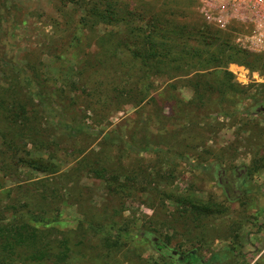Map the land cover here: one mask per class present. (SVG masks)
Listing matches in <instances>:
<instances>
[{"label": "rangeland", "instance_id": "obj_1", "mask_svg": "<svg viewBox=\"0 0 264 264\" xmlns=\"http://www.w3.org/2000/svg\"><path fill=\"white\" fill-rule=\"evenodd\" d=\"M196 2L0 0V231L32 239L0 264H264V52H225ZM162 17L183 118L140 62ZM189 50L211 61L183 75Z\"/></svg>", "mask_w": 264, "mask_h": 264}, {"label": "trees", "instance_id": "obj_2", "mask_svg": "<svg viewBox=\"0 0 264 264\" xmlns=\"http://www.w3.org/2000/svg\"><path fill=\"white\" fill-rule=\"evenodd\" d=\"M63 1L64 3H69L72 6H78L80 7L81 5L88 6L87 7V11H91L92 10V1L93 0H60ZM110 0H103L104 5L106 6L107 2L109 3ZM180 2L182 0H179ZM62 3V4H64ZM197 4V2H196ZM197 6V5H196ZM170 11L168 8L165 9V12ZM81 22H78L76 25V28L79 30L84 29L86 22H89L90 24L88 25V29H91L93 27L94 24L99 23V22H105V23H111V21L105 20V21H101V20H97V19H92L89 18L88 20L82 19L80 20ZM118 23H131L128 20H118ZM172 22V21H171ZM170 22V19L168 17H162L161 20L159 19H152L150 21H146L145 24H143L144 27H146L147 29V33L143 34L142 36L145 37L144 42L146 43V45H148V47L146 48V50L142 51L141 54V58H140V62L142 63V66L144 65L146 67V78H144L145 82L149 83V77L151 76H160V77H166L167 78V82H165L163 88H162V94H161V99L164 100V103H170V108H172L173 106H178V110L179 115L181 118H183L184 116L190 115V106L189 103L184 102L179 94V92H176V86L175 83L172 82L171 80L174 79V76H170L171 71H173V57L171 56V52L169 51V46L170 45H164V44H158L157 42H161V41H167L168 44H170V41L172 40V36L171 33L174 29L177 28V26H174L173 23ZM141 22L139 20H136L134 23V26L136 28L140 27ZM82 28V29H81ZM76 29V30H77ZM154 29L156 31H158L157 33H154L152 31H154ZM213 33H215L216 35H220V33H222L221 31L218 30H213ZM194 33H183L185 34L186 38H194L195 34ZM157 35H159V37H157ZM224 35H226L227 37L231 38L230 35H227L224 33ZM223 38V39H222ZM220 39V45L223 46L225 45V52H227L228 54H233L236 57L237 56H241L243 54H247L248 52L246 51H241L238 48H236V46L234 45L233 47H228L226 44V40L224 39V37H222ZM141 40V37H137V42ZM189 53L192 54V57L195 58V62L194 64L190 63L189 61H187L188 57L190 56H186L187 58H184V62H182L180 64V69H182V71H184L183 75H188L189 74V69L194 68V67H198L200 66V68L202 70H205L206 67L204 66L206 63L210 62V58L208 57H203L201 56L200 52H197L195 50H189L187 52L186 55H188ZM217 67H221V66H217ZM148 76V77H147ZM171 81V82H170ZM225 85V84H224ZM172 95L175 96V99L172 98ZM179 103H176V102ZM222 100H217V102H219L221 105ZM255 108L256 111L261 113L264 112V98L261 99L259 102H256L255 104ZM195 113H199L202 114L204 110H206L205 106H204V102L202 101V99L196 103L194 109ZM12 140V143L8 145V149H11L13 152L14 151H18L16 146H14L16 144V140H17V136L16 135H11L10 136ZM10 147V148H9ZM2 151H0L1 153ZM5 165L3 164V162H0V172L5 173ZM37 170V169H35ZM220 174V173H219ZM218 174V175H219ZM1 189V187H0ZM11 192V190H8V192ZM225 195H226V199L233 201L237 198L236 196V192L235 194L233 193L232 195L227 194L224 191ZM4 197H7L4 196ZM18 198H11V200L8 199V208L11 212V217L10 220L13 221L10 223V225L13 223L15 224V218H16V211L13 207L16 208V206H18ZM11 207V208H10ZM16 227V228H15ZM26 228L27 225L23 224L21 226H15L8 230L4 235H2L1 231H0V248L3 251H8L9 248H12V246H20L22 248H24L25 246H27L28 241H32V239H30L28 232H26ZM25 229V230H24ZM33 230V228L31 227V231ZM191 255V254H189Z\"/></svg>", "mask_w": 264, "mask_h": 264}, {"label": "built area", "instance_id": "obj_3", "mask_svg": "<svg viewBox=\"0 0 264 264\" xmlns=\"http://www.w3.org/2000/svg\"><path fill=\"white\" fill-rule=\"evenodd\" d=\"M197 12L239 50L264 52V0H197Z\"/></svg>", "mask_w": 264, "mask_h": 264}, {"label": "flooded vegetation", "instance_id": "obj_4", "mask_svg": "<svg viewBox=\"0 0 264 264\" xmlns=\"http://www.w3.org/2000/svg\"><path fill=\"white\" fill-rule=\"evenodd\" d=\"M184 257H185V256L182 257V256H180V255H176V258H177L178 262L184 260Z\"/></svg>", "mask_w": 264, "mask_h": 264}, {"label": "crops", "instance_id": "obj_5", "mask_svg": "<svg viewBox=\"0 0 264 264\" xmlns=\"http://www.w3.org/2000/svg\"><path fill=\"white\" fill-rule=\"evenodd\" d=\"M264 253V248L262 249V251L260 252V254Z\"/></svg>", "mask_w": 264, "mask_h": 264}]
</instances>
